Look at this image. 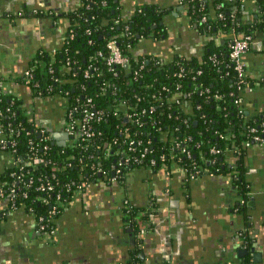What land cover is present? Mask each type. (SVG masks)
Returning a JSON list of instances; mask_svg holds the SVG:
<instances>
[{"label":"trees","instance_id":"obj_1","mask_svg":"<svg viewBox=\"0 0 264 264\" xmlns=\"http://www.w3.org/2000/svg\"><path fill=\"white\" fill-rule=\"evenodd\" d=\"M76 1L75 6L63 12L40 9L33 14L26 13L33 20L54 23L61 20L64 23L60 46L51 53L37 50L27 65L33 68V78L28 87L35 91L34 85L37 84L42 98L63 97L69 105L76 101L84 105L90 99V109L101 118L92 122L97 135L86 148L76 142L71 148L46 143L42 136L38 137L36 123L25 116L22 102L0 92V127L4 133L8 130L15 132L4 151L18 160L0 176V185L5 191L0 204L10 206L7 191L14 187L17 191L16 208L31 213L35 218L42 216L46 230H50L53 219L69 204L80 183L86 186L95 181L108 182L117 169L124 177L132 169L146 168L154 159L156 166L150 170L168 167L169 163L190 170L192 164L197 163L215 175L229 174L238 198L234 210L243 214L250 191L245 179L244 159L257 145L246 148L241 143L251 141L248 127L254 128V134L264 140V130L259 127L264 120L260 115L250 118L244 112L238 113L242 105L234 104V101L242 97L243 92L238 90L228 60V44L232 33L240 38L264 32V0H254L258 15L252 22L243 19L245 0H180L206 42L199 56L190 59L174 56L167 62L157 57L135 55L133 51L140 39L159 41L166 36L162 24L165 12L136 6L133 13L125 17L120 0ZM203 18L205 21L201 22ZM217 37H221V43L215 42ZM108 41H115L121 54L127 58L128 71L106 66ZM140 63L142 69L139 70L137 66ZM85 72L87 77H84ZM54 79L58 82L55 83ZM50 87L52 90L48 92ZM76 117L79 118V114ZM220 135L228 136V139H221ZM131 140L141 141L139 146H132V156L147 148L144 160L117 167L115 157L105 158L103 149L106 145H110L111 151L126 150ZM232 143L237 151L230 149ZM45 144L47 149L43 150ZM182 147L190 152V158L180 153ZM212 147L219 149L220 153L211 155L209 150ZM228 152L233 157L232 165L226 163ZM70 156H73V161L69 160ZM34 158H41L48 164L23 167L25 162ZM97 169L104 174L97 173ZM20 175V181L26 182L30 177L34 179L26 198L22 197L24 188L18 182ZM39 176L51 179L54 184V191L45 195L48 204L40 202L43 195L34 190ZM52 207L58 213L49 217ZM2 212L1 208L0 222ZM142 214L132 207L124 208L125 222L134 235L139 236L145 223V228L149 227L148 212ZM139 216L142 217L141 222H136ZM132 261L129 264H136V257Z\"/></svg>","mask_w":264,"mask_h":264},{"label":"crops","instance_id":"obj_2","mask_svg":"<svg viewBox=\"0 0 264 264\" xmlns=\"http://www.w3.org/2000/svg\"><path fill=\"white\" fill-rule=\"evenodd\" d=\"M76 3L0 0V91L22 102L28 120L47 125L58 147L68 142L64 101L36 98L19 79L37 50L51 53L60 46L64 23L33 20L27 14L63 12ZM136 6L165 12L167 34L159 41L140 39L135 55L165 62L200 55L206 39L180 0H120L125 17ZM257 15L255 1H243V19L252 22ZM215 42L221 43V37ZM242 59L251 82V90L242 93V106L250 118L260 115L264 120V32L253 35ZM232 158L228 152V165ZM12 164V155L0 150V176ZM244 165L250 191L243 214L234 210L238 198L229 174L189 182L178 167L135 168L121 181L88 183L53 219V237L38 232L31 213L0 204V264H129L133 257L136 264H264V147L251 148ZM125 207L148 212L149 227L145 223L139 236L125 222Z\"/></svg>","mask_w":264,"mask_h":264},{"label":"built area","instance_id":"obj_3","mask_svg":"<svg viewBox=\"0 0 264 264\" xmlns=\"http://www.w3.org/2000/svg\"><path fill=\"white\" fill-rule=\"evenodd\" d=\"M205 18H203L201 20V22H204ZM230 41L228 44V60L232 66L233 72H234V76H235V80L236 83L238 85V90L240 89L242 92L244 91H249L251 90V83L248 81V79H246V75H245V68H244V63H243V54L244 52L247 50L248 45L252 39V36H245V37H237L234 33L231 34L230 37ZM106 49L108 51L107 56L105 58V64L107 67H120L123 68V66L125 64H128V60L126 57H124L117 44L115 43V41H108L106 43ZM100 55V54H99ZM129 65V64H128ZM137 68L140 70L142 69V64L140 63ZM51 70V69H50ZM33 68H26L20 77V80L23 82V84H25L26 86H28L33 78ZM87 72H85L84 77H87ZM54 82L57 83L58 80L54 79ZM35 87V91H32L34 94V97L36 98H42V93L37 89L38 86L37 84L34 85ZM52 89L51 87L48 89V92H50ZM1 92V91H0ZM65 104L64 107V130L65 133L67 135V139L68 142L63 145V146H59V147H66V148H71L73 147V144L79 143L80 146L82 148H86L88 147V145L90 144V142L95 138V136L97 135L93 129H92V122H98L101 118H100V114H98L97 112H93L90 107H89V102L90 99H88L86 101V104L81 105L78 103V101L75 102V104H67V101L65 98L60 97ZM179 102V101H177ZM234 104H239L242 105V98L239 97L234 101ZM184 108L186 110L187 113H189V107L186 106V103H183ZM123 108H125L124 105H122ZM150 111H152V108L150 109ZM115 112L117 113L118 110L117 108L115 109ZM245 113L244 108L241 106L238 110L239 114ZM144 112H142L143 114ZM76 114H79V118L76 117ZM124 114H127V112L125 111ZM0 115H1V111H0ZM127 116L129 117V115L127 114ZM154 124V123H153ZM157 124V123H156ZM260 128H262V131L264 130V121H262L259 125ZM35 130L37 132V134L39 136H42V140L46 143L51 142L52 141V132L50 131V128L47 127V125H45L44 123H36L35 124ZM256 132V130L252 127H248V134H249V139L251 140L250 142L247 141H243L241 144L246 147V148H250V146L252 144H256L257 147H264V140L262 138H260L258 135H255L254 133ZM14 131L13 130H8L7 133H4L0 127V150L4 151L6 148V144L9 143L10 141L12 142L13 136H14ZM167 137V136H166ZM169 137V134H168ZM221 139H228V136L225 135H220ZM188 140V138H187ZM54 144V143H53ZM141 144V141H130L127 145V149L126 150H120L117 149L115 151H111L110 145H106V147L103 149V154L105 156L106 159H111L113 157H115V159H117L116 161V166L117 167H121V166H127L130 163H134L137 162L138 160L141 162L142 160H144L145 155L147 153V148H144L140 153H138L137 155H133L132 156V151L133 145H137L139 146ZM149 144V142H147V145ZM177 147V145H176ZM47 149V145L45 144V146H43V150ZM231 150L237 151L236 146H234V144H231L230 147ZM180 153L182 155H184L186 158H190V152L185 148L182 147L180 148ZM209 153L211 155H216L219 154L220 151L217 148H211L209 150ZM200 160L202 162H204V159L202 158V156H199ZM69 160H74L73 156L69 157ZM162 161V159H161ZM18 160L13 158V166H15L17 164ZM156 161L154 159L150 160L147 167L148 168H154L156 166ZM41 164H48L46 163L43 159L41 158H34L32 160H30L29 162H25V166H31V167H36L37 165H41ZM71 165V162L68 163V166ZM173 168V167H178L180 168V170H182L183 172H185L186 174V178L189 182L191 181H196L200 176L202 175H209L212 176L213 173L206 170L203 166L198 165L197 163H193L192 167L190 168V170H188L186 167L182 166V165H178L176 163H169L168 167H164L166 169L169 168ZM97 173L99 174H104L102 173V171L100 169L96 170ZM114 176L112 178V180H116V179H121L122 176V172L120 171V169H117L115 171V173H113ZM14 174H12L13 176ZM21 175L18 178V182L22 183L24 191L22 192V197L26 198V192L27 190L30 188V186L34 183V179L32 177H30L26 182L24 181H20L21 180ZM37 182L38 185L34 188V190L36 192H39L40 194H42L43 196L41 198H39L40 202H42L43 204H48L49 200L48 198L45 196L47 194H50L51 192L54 191V184L51 181V179L46 178V177H37ZM2 185H0V198L4 197V193L5 191L1 188ZM83 184L80 183V185L77 186V190H75L74 195L79 194L82 189H83ZM7 197L10 199V209H18L16 208L14 201H15V197H16V189L14 187H10L8 188L7 191ZM59 195H57L56 198H58ZM60 206V205H58ZM57 210L55 207H52V209L49 211L48 216H55L57 214ZM36 222H37V230L40 234H44L48 237H53L54 236V230L51 227L50 230H46V226L43 223L44 219L42 216H37L36 218Z\"/></svg>","mask_w":264,"mask_h":264},{"label":"water","instance_id":"obj_4","mask_svg":"<svg viewBox=\"0 0 264 264\" xmlns=\"http://www.w3.org/2000/svg\"><path fill=\"white\" fill-rule=\"evenodd\" d=\"M123 69L126 70V71H128V69H129V65H128V64H125V65L123 66ZM38 137H39V135H38ZM111 176H114V174H111ZM251 251H253V250H251Z\"/></svg>","mask_w":264,"mask_h":264},{"label":"flooded vegetation","instance_id":"obj_5","mask_svg":"<svg viewBox=\"0 0 264 264\" xmlns=\"http://www.w3.org/2000/svg\"><path fill=\"white\" fill-rule=\"evenodd\" d=\"M202 176H209V175H202ZM202 176H200V177H202ZM213 176H215V174H213L212 176H209V177H213ZM200 177H199V178H200ZM199 178H198V179H199ZM248 195H249V193H248Z\"/></svg>","mask_w":264,"mask_h":264}]
</instances>
